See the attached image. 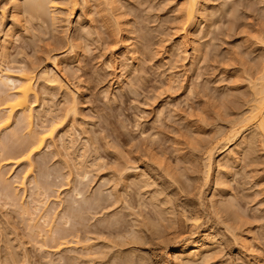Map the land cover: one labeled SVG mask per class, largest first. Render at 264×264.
<instances>
[{
	"label": "rangeland",
	"instance_id": "1",
	"mask_svg": "<svg viewBox=\"0 0 264 264\" xmlns=\"http://www.w3.org/2000/svg\"><path fill=\"white\" fill-rule=\"evenodd\" d=\"M57 1L54 10L36 18L29 12L26 16L30 4L20 1L24 23L8 46L9 67L31 65L39 74L51 70L52 58L61 56L63 89L39 80L40 109L47 122L50 117L63 121L75 95L80 114L68 115L63 125L74 124L75 129L69 126L74 140L69 158H84L81 163L89 177L80 182L81 168L78 177L71 169L72 176L66 178L62 162L69 158L57 135L51 151L33 157L34 171L20 187L27 164L14 165L3 157L27 137L17 114L7 128L13 137L6 129L0 133L7 147L0 152V264H173L176 248L193 236L210 238L214 247L192 264H264L263 138L258 139L256 131L246 132L247 139L255 135L253 151L247 158L240 154L220 175L215 174V154L209 168L205 160L207 151L212 154L223 145L226 131L248 110L251 81L259 83L255 80L264 65V45L258 40L264 38V0H205L207 15L201 12L195 30V39L202 41L200 57L190 53L193 36L187 37L185 48L177 43L185 29L180 19L183 0H114L111 8L98 7L99 0H74V7L66 4L70 0ZM6 6L7 0H0L3 29L12 23ZM70 45L75 50L71 55ZM63 55L74 58L75 64L65 68ZM34 123L36 131L40 124ZM219 176L225 185L218 183ZM216 188L222 191L225 209L220 204L210 207ZM35 200L38 209L32 211Z\"/></svg>",
	"mask_w": 264,
	"mask_h": 264
},
{
	"label": "bare ground",
	"instance_id": "2",
	"mask_svg": "<svg viewBox=\"0 0 264 264\" xmlns=\"http://www.w3.org/2000/svg\"><path fill=\"white\" fill-rule=\"evenodd\" d=\"M20 1L21 0H7V5L9 6V9L11 10V21H12V23H11V25L9 26V27H7V28H4L3 29V27L1 28V19H0V95H2V96H0V133H1V131H5V129L6 130H8L7 128H9V126L11 125V123L13 122V120H14V118H15V116L18 114L19 115V117H18V119H17V117H16V120H19V122L24 126V129L26 130V138L25 139H23V137H25V136H23L22 137V139H20V140H22L21 142H20V145H19V147H17V148H15V149H13V151H11V152H9V150L5 153V155H3V157H6V158H4V159H8L7 161H8V163H9V161L11 162V161H13V164L14 165H19L20 163H26L27 165H26V174H24L25 176H23V178H22V181H20V183L18 184V185H20V187H23L24 186V184H25V180H26V176L27 177H29V174L31 175V173H32V170H33V160H34V156L35 155H37V154H39L40 152H42V150H48L49 148H51L50 146H53L54 144H55V142H54V140H55V138L57 137V135H58V141H60L59 142V144H60V148H62V150H63V152L65 153V157H66V159H67V157L69 158L70 157V149L73 147V139H71V137H70V134H69V132L71 131V128H73L74 126V124L72 123L71 125H69V123H68V125L69 126H71V128L69 127V126H64L63 124V122H65L64 121V119L66 118L67 119V117H68V115L70 116V118L73 116V115H75L77 112H78V110H77V104H76V102H74L75 100H73L75 97V95H72L73 93L71 92V93H69L70 95H72L71 97L70 96H68L67 94H68V92H69V90H68V92H66L65 94L68 96V98L70 97V98H73L72 99V104H67L68 106L67 107H69V108H66L65 109V111L67 110V112H66V116L64 115V113H63V115H61V116H65L64 118L63 117H60V118H63V121H62V119L59 121V122H56V121H58V119L56 118H51L50 117V120H49V118H48V122L45 120V119H47L46 117L44 118L43 117V115H42V113L44 112L43 110V108H44V106L43 107H41L42 105L39 103V99H38V91L36 90V86H37V83H38V81L39 80H41V81H45V82H47L46 84L48 85V84H51V85H54L55 86V84L56 85H58V86H56V87H58V89L60 90L62 87H61V83H60V79H59V73H60V70H62V69H60V64H61V60L59 59L60 57H56V58H52L53 60H52V64H51V67H52V69L51 70H48V71H43L42 70V72H40L39 74H35L34 72H35V66L33 67V66H31V65H29V67H28V69H26V66L22 69H18L17 68V70H13V68H10L9 67V56H8V53L9 52H7L8 50V46L10 45V42H11V40L13 39V37L15 36V34H17V32H19V28L21 27L22 28V24H21V22H22V20H24V18L23 19H21V17H20V15L19 14H21V13H24L23 12V10H22V12H21V10H20V8L22 7L20 4ZM25 1V0H24ZM65 1H67V0H65ZM64 1V2H65ZM97 1V0H96ZM96 1L94 2V3H96ZM56 2H58L57 0H26V4L28 3V4H30V6H29V8L28 9H26L25 10V13L27 14L28 12V14H31L32 16H35V18L36 17H39V16H41V14H43V16H44V13L45 14H47L48 13V11L49 10H54L55 8H56ZM60 2V1H59ZM72 2V3H71ZM100 2V0L97 2L98 3V7H99V5H108V7L109 8H111V6H113L114 7V5H112V4H114L115 2H114V0H101V2ZM208 2V1H207ZM205 0H183V3H182V14H181V16H180V19L181 20H183V24H182V26L184 25L185 26V29L183 30L184 32L180 35V36H178V38H177V43L178 44H180V45H182V47L183 48H185L186 46H184V45H186L187 44V42L189 41L188 39H187V37H191V36H193L192 38H194V39H192L191 40V44H192V46L190 47L191 48V52L190 53H192L191 55H193L192 57H200V55H198L199 53H200V49H202V48H200L201 47V45H200V42H202L201 40L199 41V39H195V37H197L196 35H195V30H196V28H197V26H198V23H199V21H200V16H201V12H203V8H204V6H205V4L207 3ZM61 3V2H60ZM69 3H71L70 4V6L72 5H74V3H75V1L74 0H70V1H68V2H66V4H69ZM83 3H84V5H85V8H86V10L87 9H89L90 7H89V5L87 4V2H85V1H83ZM93 3V4H94ZM102 3V4H101ZM76 4V3H75ZM118 4V3H117ZM116 4V5H117ZM59 5V4H58ZM57 5V6H58ZM83 5V6H84ZM115 5V6H116ZM8 6H6V7H8ZM21 6V7H20ZM93 6V5H92ZM96 6V5H95ZM119 6V5H118ZM26 7V6H25ZM25 7L24 8H22V9H25ZM74 7V6H73ZM107 7V6H106ZM105 7V8H106ZM84 8V7H83ZM95 8V7H94ZM119 8V7H118ZM206 8V7H205ZM8 9V8H7ZM115 9V8H114ZM207 9V8H206ZM205 9V10H206ZM70 10H72V8L70 9ZM113 10V9H112ZM120 10V8L118 9V11ZM211 10V9H210ZM7 11V10H6ZM118 11H117V13H118ZM214 11V10H213ZM100 12V11H99ZM114 12H116V10L114 11ZM206 12V11H205ZM205 12H203V13H205ZM4 12H2V14H3ZM52 13V12H51ZM117 13H115V14H117ZM181 13V12H180ZM216 13H217V11H216ZM28 14L26 15V16H28ZM50 14V13H49ZM54 14V13H53ZM53 14H51V16L53 15ZM4 15V14H3ZM22 15V14H21ZM30 15V16H31ZM55 15V14H54ZM53 15V16H54ZM119 15V14H118ZM117 15V16H118ZM121 15V14H120ZM206 15H207V12H206ZM208 15H209V13H208ZM210 15H213V14H210ZM2 16V15H1ZM50 16V17H51ZM116 16V17H117ZM124 16V15H123ZM203 16V15H202ZM205 16V15H204ZM2 17H4V16H2ZM24 17V16H23ZM112 17V16H111ZM122 17V16H121ZM211 17V16H210ZM31 18V17H30ZM58 18V17H57ZM82 18V17H81ZM113 18H114V16H113ZM118 18V17H117ZM120 18V17H119ZM118 18V19H119ZM123 18V17H122ZM125 18V17H124ZM208 18H209V16H208ZM216 18V17H215ZM33 19V18H32ZM38 19V18H37ZM56 19V18H55ZM55 19H53V20H55ZM116 19V18H115ZM117 19V20H118ZM3 20V19H2ZM41 19H39L38 21H40ZM56 20H58V19H56ZM126 20V19H125ZM204 20V19H203ZM26 21V20H25ZM81 23H83V20L82 19H80L79 20ZM212 21V20H211ZM53 22H55V21H53ZM79 22V23H80ZM125 22V21H124ZM128 22V21H127ZM182 22V21H181ZM204 22V21H203ZM207 22V21H206ZM22 23H24V22H22ZM126 23V22H125ZM118 25H120V23H118ZM117 25V26H118ZM200 25V24H199ZM122 26V25H121ZM121 26H119V27H121ZM126 26V25H125ZM82 27V26H81ZM123 27V26H122ZM125 28V27H124ZM206 28V27H205ZM120 29V28H119ZM122 29V28H121ZM127 29V28H126ZM22 30V29H21ZM79 30V29H78ZM82 30V29H81ZM128 30V29H127ZM126 30V31H127ZM125 31V33H127ZM201 31V30H200ZM122 32V31H121ZM198 33V32H197ZM129 34V32L127 33V35ZM204 34V33H203ZM202 34V35H203ZM126 36V35H125ZM129 36V35H128ZM262 37V39L260 38V39H258V40H260L259 41V43H263V45H264V38H263V35H261ZM189 37V38H190ZM199 37V36H198ZM204 37V36H203ZM17 38V37H16ZM202 38V37H201ZM125 39H127V38H125ZM128 40V39H127ZM127 40H125V41H127ZM71 43V42H70ZM75 43V42H74ZM189 43H190V41H189ZM262 43H261V45H262ZM75 45V44H74ZM262 45V46H263ZM77 45H75L74 47H76ZM86 46V45H85ZM74 47L72 46L71 47V45H70V49H72V50H69V53H70V55H71V52L74 50ZM79 47H80V45H79ZM188 47V46H187ZM130 49V52H131V49H132V51H134L133 50V48H129ZM82 50H85V48L84 49H82ZM71 51V52H70ZM75 51V50H74ZM78 52V51H77ZM264 52V51H263ZM262 52V53H263ZM66 53V52H65ZM64 53V54H65ZM134 53V52H133ZM63 54V53H62ZM76 54V53H75ZM189 55V54H188ZM62 57H64V55L62 56ZM68 57H70V56H68ZM68 57H64V59L62 58V62L64 61V63H65V65L68 63V65L70 64V65H72V64H75L74 62L76 61L73 57V59L72 60H74V61H72L71 60V58H68ZM129 57V56H128ZM261 57H263V55L261 56ZM264 58V57H263ZM263 58H261V61L263 62L264 60H263ZM127 59V58H126ZM133 57L131 58H129L127 61H129V65L130 66H132V64H133ZM197 59V58H196ZM260 61V62H261ZM257 63H259V62H257ZM264 63V62H263ZM69 65V66H70ZM125 65H127L126 63H125ZM129 65H127V66H129ZM259 65H261L260 63H259ZM262 67H261V71H257L258 72V74H260L259 75V77H258V75H257V77L258 78H256V80L255 81H259V83H257V84H253L254 83V81H251V82H253V83H251L250 85H251V89H249L250 90V92L252 91V95H251V98H252V101H251V99H250V101L252 102V104L250 103V101H248V104L250 105H248V110L246 111V112H244V113H242L243 115H241L242 116V118H241V120L237 123V124H235V125H233V126H230L231 127V129L229 128V131L227 130L226 132H227V136H226V138L224 137V141H223V145L221 144L220 145V147L214 152H212V150H211V152H212V154L211 153H209L208 151H207V155H206V158H205V160H206V166L209 168V166L212 164L211 163V161H212V156L215 154V156H216V159H215V166H216V176L217 175H220V171H221V169H224V167L227 169V168H231L235 163H237L236 162V160L237 159H239V156H240V154L241 155H245V157L247 156V154H250V152L251 151H253V150H251V147H250V145L252 146V143H254V141H256L255 140V135H259L258 137H260V138H258V139H261V137L263 138V140H264V65H261ZM31 67V68H30ZM65 68L67 67V65L66 66H64ZM259 67V66H258ZM20 68V67H19ZM72 68V67H71ZM129 69V68H128ZM68 70V69H67ZM63 71V70H62ZM68 72H70V71H68ZM123 72V71H122ZM124 72H128V71H124ZM123 72V73H124ZM63 73V72H62ZM256 73V72H255ZM64 75V74H63ZM121 75V74H120ZM122 76V78H124V76H123V74L121 75ZM120 76V77H121ZM127 79V78H126ZM121 80V79H120ZM122 80H124V79H122ZM257 81V82H258ZM44 82V83H45ZM62 82V81H61ZM121 82V81H120ZM123 82V81H122ZM126 82H128V81H126ZM126 82H124V83H126ZM39 83H40V81H39ZM42 83V82H41ZM250 83V82H249ZM253 84V85H252ZM42 85V84H41ZM46 85V86H47ZM59 85H60V87L61 88H59ZM127 85H128V83H127ZM250 85H249V88H250ZM50 86V85H49ZM64 86V85H63ZM65 87V86H64ZM69 87V86H68ZM52 88V87H51ZM44 89V88H43ZM63 89V88H62ZM52 90V89H51ZM54 90H55V88H54ZM65 91H66V89H64ZM71 90V89H70ZM40 91V90H39ZM44 91H46V90H44ZM53 91V90H52ZM49 92V91H48ZM42 93H44V92H42ZM41 93V94H42ZM47 93V92H46ZM63 93V92H62ZM77 94V93H76ZM107 94V93H106ZM105 94V95H106ZM43 95H46V94H43ZM48 95V94H47ZM51 95V94H50ZM40 97H42L41 95H40ZM107 97V96H106ZM69 98V99H70ZM77 98V97H76ZM67 99V98H66ZM68 99V100H69ZM113 99V98H112ZM41 100H42V98H41ZM67 100V101H68ZM77 100V99H76ZM80 100V99H79ZM43 102V101H42ZM70 102V103H71ZM79 102V101H78ZM46 103V102H45ZM44 103V104H45ZM80 104V103H79ZM48 107V106H47ZM46 107V108H47ZM80 107V106H79ZM37 108H39L38 110H41L40 108H42L43 110H41V111H38L37 110ZM45 108V109H46ZM49 108V107H48ZM37 110V111H36ZM47 110V109H46ZM51 110V109H50ZM48 111V110H47ZM243 112V111H242ZM44 114H49V112L48 113H44ZM51 114V113H50ZM78 114H80L79 112H78ZM78 114H76V115H78ZM45 115V116H46ZM72 115V116H71ZM49 116V115H48ZM54 116V115H53ZM81 116V115H80ZM58 117V116H57ZM76 117H78V116H76ZM76 117H74V118H76ZM43 118H44V120H43ZM73 118V117H72ZM239 118V119H240ZM34 119H35V121L37 120V122H39V124H40V126H39V128L38 129H36V131L33 129L34 127H33V125L34 126H36L35 125V123L33 124V122H34ZM52 119H54L53 121H52ZM65 119V120H66ZM16 120H14L15 122H16ZM70 120H72V119H70ZM74 120V119H73ZM67 121V120H66ZM81 121V120H80ZM18 122V121H17ZM18 122V123H19ZM74 122V121H73ZM237 122V121H236ZM235 122V123H236ZM18 123H17V125H18ZM20 123H19V125H20ZM44 123H46L45 125H44ZM36 124H38V123H36ZM38 124V125H39ZM16 125V124H15ZM60 125H62V127L60 126ZM66 125H67V123H66ZM73 126V127H72ZM38 127V126H37ZM77 127V126H76ZM16 128V127H15ZM18 128V127H17ZM16 128V129H17ZM79 128V127H78ZM15 129V130H16ZM74 129H75V127H74ZM80 129L81 128H79V131H80ZM253 131H252V130ZM11 130V129H10ZM19 130V129H18ZM76 130H77V128H76ZM75 130V131H76ZM250 130V131H249ZM17 131V130H16ZM74 131V132H75ZM83 131V130H82ZM81 131V132H82ZM254 131H256V133H255V135L254 134H252V137H249L250 139H247V137H245V133L246 132H254ZM7 132H9V133H7V134H10L11 136H12V133L8 130ZM18 132V131H17ZM20 132V131H19ZM78 132V131H77ZM257 132L259 133V134H257ZM6 133V132H5ZM16 133V132H15ZM14 133V136L16 137V134ZM251 134H249L250 136H251ZM23 135V134H22ZM225 135H226V133H225ZM254 135V136H253ZM3 136H4V134H3ZM2 136V137H3ZM5 136H7L6 134H5ZM13 137V136H12ZM86 137V136H85ZM8 138V137H7ZM7 138H5L6 140H8ZM10 138V137H9ZM16 139V138H15ZM83 139V138H82ZM90 139V138H89ZM225 139L227 140L226 142H225ZM257 139V138H256ZM73 140V141H72ZM263 140H262V142H263ZM56 141V140H55ZM76 141V140H75ZM84 141H85V139H84ZM258 141V140H257ZM261 141V140H260ZM259 141V142H260ZM7 142V145H8V141H6ZM9 142H11V141H9ZM51 142H54V144L53 143H51ZM89 142V141H88ZM1 144H0V152L1 153H3V151L5 152V149L7 148L6 147V144H5V141L3 142V145H2V139H1V142H0ZM19 143V142H18ZM57 143V142H56ZM84 143V142H83ZM82 143V141H81V143L80 144H83ZM261 143V142H260ZM50 144H53V145H50ZM85 144V143H84ZM257 144V143H256ZM10 146H11V144H9ZM9 145H8V147H9ZM76 144H74V146H75ZM85 145H87V141H86V144ZM17 146V145H16ZM15 146V147H16ZM53 147H55V146H53ZM84 147V146H83ZM82 147V148H83ZM254 147V146H253ZM253 147H252V149H253ZM11 149L12 148H14L13 146L12 147H10ZM86 148V147H85ZM216 148H217V146H216ZM81 149V148H80ZM215 149V148H214ZM50 151H51V149H49ZM52 150H53V148H52ZM73 150V149H72ZM56 151V150H55ZM70 151V152H69ZM44 152H46V151H44ZM49 152V151H48ZM56 152H58L59 153V151L57 150ZM84 152V151H83ZM1 153H0V155H1ZM58 153H56V154H58ZM70 153V154H69ZM75 153V152H74ZM73 153V154H74ZM81 153V152H80ZM4 154V153H3ZM83 156H84V154H85V152H84V154L83 153H81ZM64 155V154H63ZM56 156V155H55ZM54 156V157H55ZM79 156H80V154H79ZM86 156H87V154H86ZM89 156V155H88ZM214 156V157H215ZM63 157V156H62ZM78 157V156H77ZM81 157V156H80ZM80 157H79V160H83L82 158L80 159ZM90 157V156H89ZM56 158H58V156L56 157ZM74 158V157H73ZM247 158V157H246ZM60 159H62V158H60ZM76 159V158H75ZM78 159V158H77ZM87 159V158H86ZM63 160V159H62ZM69 160V161H68ZM85 160V159H84ZM204 160V161H205ZM60 161V160H59ZM81 161H74V160H72L71 158H69V159H67V160H63V162H62V164H64L65 165V168H67L66 170L68 171V176H66V178L68 177H70V175L72 174L71 173V171H73V170H75V171H77V172H75V171H73L74 173H76V174H74V175H77L76 177H78V175H80V172L82 171V169H83V164L81 163ZM87 161V160H86ZM89 161V160H88ZM91 161V160H90ZM84 162V161H83ZM12 163V162H11ZM43 163V162H42ZM94 163V162H93ZM61 164V165H62ZM205 164V163H204ZM36 165H38V164H36ZM86 165H88V164H86ZM90 165V164H89ZM94 165V164H93ZM40 167H42V166H40ZM88 167H90V166H88ZM92 167V166H91ZM168 167V166H167ZM206 167V168H207ZM212 167V166H211ZM63 168H64V166H63ZM82 168V169H81ZM93 168V167H92ZM96 168V167H95ZM126 168V167H125ZM131 168V167H130ZM204 168H205V166H204ZM42 169V168H41ZM71 169H73V170H71ZM81 169V171L79 172V174H77L78 173V170H80ZM85 169H86V167H85ZM91 169V168H90ZM127 169V168H126ZM136 169V168H135ZM166 169H168V168H166ZM165 169V170H166ZM64 170V169H63ZM84 170V169H83ZM128 170V169H127ZM129 170H131V169H129ZM128 170V171H129ZM137 170V169H136ZM170 170V169H169ZM168 170V171H169ZM207 170V169H206ZM209 170V169H208ZM225 170V169H224ZM231 170V169H230ZM34 171V170H33ZM87 171V170H86ZM127 171V172H128ZM132 171H135L134 169L132 170ZM131 171V172H132ZM138 171V170H137ZM137 171H135V172H137ZM212 171V170H211ZM210 171V172H211ZM227 171H228V169H227ZM43 172V171H42ZM88 172H89V170H88ZM139 172V171H138ZM207 173H209L208 171H206ZM223 172V171H222ZM64 173V172H63ZM71 173V174H70ZM134 173V172H133ZM1 174V173H0ZM125 175V174H124ZM127 175H128V173H127ZM126 175V176H127ZM130 175V174H129ZM128 175V176H129ZM135 175V174H134ZM137 175V174H136ZM139 175V174H138ZM205 175V174H204ZM209 174H207V176H208ZM212 175V174H211ZM225 175V174H224ZM44 176V175H43ZM72 176V175H71ZM215 176V175H214ZM46 176H44V178H45ZM87 177H89L88 176V174L85 172V170L83 171V174H81L78 178H79V180H80V182L82 183L83 182V180L85 179V178H87ZM122 177V176H121ZM130 177H132V174L130 175ZM134 177V176H133ZM137 177V176H136ZM220 177V176H219ZM226 177V176H225ZM225 177H223L224 178V180H225ZM38 178H39V176H38ZM77 178V179H78ZM124 178V177H123ZM128 178V177H127ZM217 178V177H216ZM3 179V178H2ZM113 179V178H112ZM227 179V178H226ZM40 180V179H39ZM76 180V179H75ZM87 181H89L88 179H86ZM205 180H207V178L205 179ZM218 180H219V182L218 183H222V181L223 180H221V177H220V179L218 178ZM36 180L34 179V182H35ZM67 181H70V180H67ZM72 181V180H71ZM70 181V182H71ZM85 181V180H84ZM111 181V180H110ZM37 182V181H36ZM75 182V181H74ZM225 182V181H224ZM3 183V182H2ZM5 183V182H4ZM3 183V184H4ZM73 183V182H72ZM85 183V185H86V182H84ZM218 183H217V185H218ZM69 184V183H68ZM74 184V183H73ZM88 184V183H87ZM143 184V183H142ZM223 184V183H222ZM79 185V184H78ZM84 185V184H83ZM220 185V184H219ZM218 185V186H219ZM223 185H225V184H223ZM81 186V185H80ZM87 186V185H86ZM207 186V185H206ZM211 186V185H210ZM214 186H215V184H214ZM3 186H1V188H2ZM41 186H39V188H37V190H41V188H40ZM216 187V186H215ZM225 187V186H224ZM6 188V187H5ZM15 188V187H14ZM85 188V187H84ZM214 188V187H213ZM219 188H220V186H219ZM219 188H216L217 190H214L212 193H211V197L212 198H210V200L211 201H209V202H211V206L210 207H212V208H216L217 206H218V204H220L221 206H223L220 202H221V199H222V191H221V194H219ZM222 188V187H221ZM10 189H11V187H10ZM43 189V188H42ZM45 189H46V187H45ZM76 189V188H75ZM8 190V189H7ZM39 190V191H40ZM73 190V189H72ZM84 190V189H83ZM225 190V189H224ZM13 191V190H12ZM36 191V189H34V192ZM76 191V193H77V195L79 196V193H78V191H80V190H75ZM207 191V190H206ZM74 192V191H73ZM83 192V191H82ZM157 192V191H156ZM209 192V191H208ZM223 192H226V191H223ZM36 193V192H35ZM35 193H33V195L32 196H34V194ZM37 193H38V191H37ZM36 193V194H37ZM75 193V192H74ZM75 193V194H76ZM81 193V192H80ZM121 193V192H120ZM100 194V193H99ZM102 194V193H101ZM101 194H100V196H101ZM152 194V193H151ZM45 195V194H44ZM76 195V196H77ZM154 195H155V193H154ZM219 197H218V196ZM225 195V194H224ZM6 196V195H5ZM35 196H39V195H35ZM93 196V195H92ZM156 196V195H155ZM7 197H8V195H7ZM80 197V196H79ZM81 197L82 198H84L82 195H81ZM97 197H98V194H97ZM152 197V196H151ZM216 197H218L217 199H216ZM82 198H79V199H82ZM101 198V197H100ZM117 198H121L120 197V195H119V197H117ZM35 199V198H34ZM95 199V198H94ZM97 199V198H96ZM102 199H103V196H102ZM101 199V200H102ZM158 199V198H157ZM225 199H227V197L225 198ZM8 200V199H7ZM10 200H12L11 198H10ZM159 200V199H158ZM224 200V199H223ZM33 201V200H32ZM31 201V202H32ZM75 201V200H74ZM80 201H83V200H80ZM100 201V200H99ZM103 201V200H102ZM101 201V202H102ZM119 201H120V199H119ZM160 201V200H159ZM35 202H36V200H35ZM85 202V201H84ZM162 202V201H161ZM75 203V202H74ZM92 203H94V202H92ZM98 203V202H97ZM170 203H171V201H170ZM223 203V202H222ZM224 203L226 204L227 203V201H224ZM32 204H33V208H32V211H33V209L36 211L37 209H38V207H37V205H36V207H35V204H37V202L36 203H33L32 202ZM87 204V203H86ZM91 204V203H90ZM172 205V204H171ZM228 205V204H227ZM231 205V204H230ZM164 206H165V204H164ZM69 207H71V206H69ZM87 207H88V205H87ZM91 207V206H90ZM160 207V206H159ZM166 207V206H165ZM224 207V209H225V206H223ZM231 207V208H230ZM229 208L230 209H233L232 208V206H230ZM31 208V207H30ZM169 208H171V207H169ZM220 208V207H219ZM68 209H71V208H68ZM91 209V208H90ZM163 209H165V208H163ZM30 210V209H29ZM75 210V209H74ZM86 210V209H85ZM157 210V209H156ZM220 210H223V209H220ZM31 211V212H32ZM70 211V210H69ZM79 211V210H78ZM78 211H75V212H78ZM81 211V210H80ZM79 211V212H80ZM167 211V210H166ZM215 211V210H214ZM226 211H228V207H227V210ZM22 212V211H21ZM162 212V211H161ZM167 212H169V211H167ZM216 212V211H215ZM220 212V211H219ZM229 212L230 213H232L233 212V210H232V212H231V210H229ZM25 213V212H24ZM217 213H218V211H217ZM222 213V212H221ZM227 213V212H226ZM225 213V214H226ZM229 213V214H230ZM33 214V213H32ZM70 214V213H69ZM78 215H79V213H77ZM45 215L46 214H44V217H45ZM48 215V214H47ZM47 215H46V217H47ZM65 215H66V213H65ZM73 215V214H72ZM166 215V214H165ZM49 216V215H48ZM63 216V215H62ZM62 216H61V218H62ZM231 216H232V214H231ZM234 216V215H233ZM237 216V215H236ZM43 217V218H44ZM63 217H67V216H63ZM160 217V216H159ZM167 217H168V214H167ZM228 217V216H227ZM68 218V217H67ZM72 218V217H71ZM78 218V217H77ZM76 218V219H77ZM225 218V217H224ZM232 218V217H231ZM48 219V218H47ZM64 219V218H63ZM69 219L70 218H68V219H66V220H68L69 221ZM234 219V218H233ZM236 219V218H235ZM50 221V220H49ZM234 221V220H233ZM77 222V221H76ZM67 223V222H66ZM140 223H141V221H140ZM229 223V222H228ZM146 226V225H145ZM155 226V225H154ZM148 228V227H147ZM153 228V227H152ZM155 228V227H154ZM60 231V230H59ZM145 231H147V230H145ZM144 232V231H143ZM142 232V233H143ZM154 232H156V230L154 231ZM141 233V232H140ZM57 234V233H56ZM65 234V233H64ZM196 235V234H195ZM199 235H200V233H199ZM191 236V235H190ZM67 237V236H66ZM140 237V236H139ZM208 236H206V238H207ZM205 238V237H204ZM203 238V236H202V238H200V237H198V236H193L191 239H190V237H189V239H190V241H189V243L187 242V243H185L186 245H183V246H179L178 248H176V250L174 251V253H173V256H172V258H173V260H172V263L173 264H192V263H194V262H198L199 261V259H201V257L202 256H204L209 250H211L210 249V247H211V245L213 244V242H212V240L210 239V241H209V239H204ZM62 239V238H61ZM60 239V240H61ZM184 239V238H183ZM59 240V241H60ZM63 240V239H62ZM65 240V239H64ZM67 240V239H66ZM142 240V239H141ZM143 240H145V239H143ZM184 241V240H183ZM214 242H215V240H214ZM61 243V242H60ZM183 243V244H184ZM126 244V243H125ZM138 244V243H137ZM61 245V244H60ZM128 246V245H127ZM213 246V245H212ZM130 247V246H129ZM174 247V246H173ZM214 247V246H213ZM131 248V247H130ZM125 249V248H124ZM8 250V249H7ZM115 250V249H114ZM116 250H118V249H116ZM9 251V250H8ZM113 251V250H112ZM111 251V252H112ZM130 251V250H129ZM134 251V250H133ZM115 252V251H114ZM118 252V251H117ZM120 252H121V250H120ZM138 252V251H137ZM9 253H10V251H9ZM116 253V252H115ZM128 253V252H127ZM114 254V253H113ZM132 254V253H131ZM138 254V253H137ZM170 254V253H169ZM134 255V254H133ZM138 255H140V254H138ZM9 256V255H8ZM117 256H118V254H117ZM120 256V255H119ZM137 256V255H136ZM133 257V256H132ZM12 258V257H11ZM115 258V257H114ZM169 258V257H168ZM210 258V257H209ZM119 259V258H118ZM140 259V258H139ZM9 260V259H8ZM11 261V260H10ZM9 261V262H10ZM110 261V260H109ZM130 261V260H129ZM170 261V260H169ZM11 263V262H10ZM15 263V262H14ZM132 263V262H131Z\"/></svg>",
	"mask_w": 264,
	"mask_h": 264
}]
</instances>
